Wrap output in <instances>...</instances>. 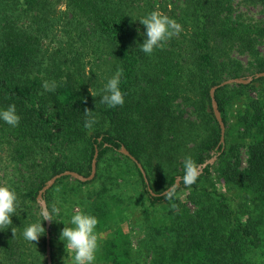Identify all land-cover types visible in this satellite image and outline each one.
<instances>
[{"label":"trees","instance_id":"1","mask_svg":"<svg viewBox=\"0 0 264 264\" xmlns=\"http://www.w3.org/2000/svg\"><path fill=\"white\" fill-rule=\"evenodd\" d=\"M120 1L0 0V107L14 103L20 115L16 127L0 122V183L10 184L18 194L12 225L0 231V264H47L50 231L46 220L42 221L45 233L38 239L40 255L22 236L24 226L39 218L38 192L64 171L88 177L95 149L96 167L106 155L117 154L140 177L148 207L171 208L160 233H169L167 245L155 252L156 264H264V95H250L253 85L249 83L229 90L226 85L214 93L226 127L225 144L224 105L235 101L236 144L245 147L247 156L243 168L237 160H226L232 147L228 151L222 145L217 148L220 129L209 96L210 89L224 78H240L243 70L230 58L232 49L255 57L254 74L264 72V58L256 51L264 41V0H241L260 7L262 19L254 24L235 15V0H163L162 11H167L169 2L167 15L181 25V31L150 55L137 46L144 32L134 23L137 12L126 4L116 6ZM62 5L64 9L58 11ZM86 57L107 68L100 88L119 71L125 93L122 105L109 108L92 95L98 89L91 91L85 84ZM44 80H55V91H45ZM181 84L190 87L194 98L193 103L186 95L182 100L191 102L188 105L208 125L213 123L189 157L202 165L209 157L206 153L217 154L221 160L217 175L235 186L236 203L223 193L197 188L201 178L210 176V164L191 184L184 181V163L179 173L171 175L177 169V153L170 152L164 153L171 175L167 184L155 192L149 188L158 195L174 186L177 177L181 180L167 194L151 196L136 164L119 152L121 147L126 149L142 166L149 183L153 153L183 134L181 112L173 110L181 97ZM89 117L96 120L91 130L84 128ZM75 152L83 154L77 161ZM84 183L74 179L72 188ZM189 187L184 199L196 207L191 213L176 195ZM90 212L98 219L97 231L105 236L98 259L104 264H130V241L120 227L125 211L97 199Z\"/></svg>","mask_w":264,"mask_h":264},{"label":"rangeland","instance_id":"2","mask_svg":"<svg viewBox=\"0 0 264 264\" xmlns=\"http://www.w3.org/2000/svg\"><path fill=\"white\" fill-rule=\"evenodd\" d=\"M115 4L116 6L119 4L124 6L126 4L133 7L131 10H133V12H137V18H134V23L137 28L141 30H144V26L139 23V17L152 10H159L167 15V12L171 8V4L168 2L166 3L167 11H162L161 7L164 6L163 0H150L148 4H146V0L136 3L123 0L115 2ZM63 9L64 7L62 5L58 11ZM234 9L235 15L238 16L240 20H245L247 23L254 24L262 19V13L260 12L261 9L258 6L244 3L241 0H235ZM55 18L56 17H54V20ZM169 42H171L170 39H168L165 44H168ZM256 51L258 57L264 58L263 40H261L256 46ZM230 58L239 62L241 65V70L243 71L239 75L240 78L246 79L254 76L253 65L255 63V57H252L247 52L232 49L230 51ZM85 63V84L87 88L91 91H93L94 88L99 90L101 83L105 78L107 68L105 65H100L99 62H93L89 57L85 58ZM183 66L187 68L186 61L183 63ZM228 79L231 78H224L221 82ZM258 79L259 78L253 79L249 83L253 85V88L249 90V93L252 96L264 95V81H258ZM233 85L236 84L227 85L228 90L231 89ZM180 87L181 97L175 101L173 110L175 112H181V120H183V134L179 136V140L176 136V138L169 141L172 143H163L158 151L153 153L150 164L151 169L149 171L151 172L149 173L151 180L148 183L153 192L160 190L161 187L166 185L167 180L171 175L181 171V166L184 163L185 158L189 157L194 152V148H197V144H199L203 137L209 135L208 128L213 124L210 123L208 125L203 118L194 113L195 110L192 105H188L194 101L193 95L189 92L190 87L185 84H181ZM185 95L186 97L189 96L192 101L188 103L183 101L182 99L186 98L184 97ZM234 103L235 101L231 99L224 105V116L226 117L228 128L227 143H224L225 145L223 144V150L228 151L229 148L232 147L233 153H230L226 160L231 161V163H234L237 160L243 168L245 167L247 156L245 147L241 146V144H236V126L234 125L236 105ZM192 123L195 125H191ZM166 152H170V154L173 155L177 153V169L172 172L171 175L168 174L170 169L169 164L164 161V153ZM74 154V159L76 161L83 156L81 152H75ZM207 155L209 157H206L205 162L210 160V176L201 178V180L197 183V188L221 194L223 193L227 197L234 198L236 203L235 186L226 183L217 175V170L221 164V160L218 159V155L211 152L205 154V156ZM144 162L147 164V161ZM194 167L196 171L200 169V165L194 164ZM0 175L2 176L3 173L1 172ZM8 176L11 177L10 174ZM61 178L47 190L48 193L43 200L45 208L50 209L53 205H55L58 209V214L53 217L54 220L48 221V230L50 231V234L48 235L50 260L51 257H53V263L51 260L50 264H72V253L65 249L64 243L59 240L60 230L64 226L63 223L67 224L69 217L74 211L81 209L90 211V207L97 199L102 201L108 200L111 204L115 205V209L120 208L125 211V219L120 227L127 233L130 241V264H156L155 257L157 253L155 252L167 245V235H169V233L165 235L162 234V236H160V233H162V229L167 226L164 225L163 222L170 217L171 208L169 206L164 207L163 209L148 207L147 196L142 188L141 179L129 162L120 158L117 154L110 153L106 155V157L101 160L96 167L94 177L90 181H86L85 183L83 182L84 185L79 186V188H72L74 178L68 176ZM160 184H162V186ZM190 189L191 187L183 188L176 195L182 199V204L191 213L196 210V207L192 202L184 199V195ZM110 197H114L115 200H109ZM97 233L99 237V248L97 250L94 264H104L98 259V254L105 236L102 232L97 231ZM157 235L159 237L152 239V237ZM32 243L34 252L40 255L41 243L39 240L33 241ZM44 259L46 260V255Z\"/></svg>","mask_w":264,"mask_h":264},{"label":"clouds","instance_id":"3","mask_svg":"<svg viewBox=\"0 0 264 264\" xmlns=\"http://www.w3.org/2000/svg\"><path fill=\"white\" fill-rule=\"evenodd\" d=\"M137 20V19H136ZM139 23L144 26L141 34L143 40L137 46L145 54H152L155 49L163 48L168 39L179 34L181 25L173 18L159 10H152L138 18ZM139 32V29H137ZM42 88L45 91H55L57 82L55 80H44ZM99 96V102L109 108L124 103L123 91L120 87V73L117 71L107 78L106 82L92 94ZM84 113L88 116L89 110ZM0 122L16 127L20 122V115L14 103L6 107H0ZM96 123L95 117H89L84 121V128L91 130ZM185 176L184 181L191 184L196 180V169L190 157L184 160ZM18 208V194L8 183H0V231L12 225L11 217L16 215ZM58 214V209L53 205L50 209L44 208L39 212V218L27 223L22 231L23 238L32 243L37 241L45 233L42 225L43 220L53 221ZM97 217L88 210L74 211L69 217L67 224L59 233V240L64 243L65 249L72 253V264H94L97 250L99 248V237L97 233ZM14 235V229L11 228ZM33 244V243H32Z\"/></svg>","mask_w":264,"mask_h":264},{"label":"water","instance_id":"4","mask_svg":"<svg viewBox=\"0 0 264 264\" xmlns=\"http://www.w3.org/2000/svg\"><path fill=\"white\" fill-rule=\"evenodd\" d=\"M256 78H264V72H260V73H256L254 74L253 77H248L246 79H243V78H231V79H228V80H225L223 82H220L218 85L216 86H213L210 91H209V96H210V103H211V108H212V112H213V115H214V118L216 120V122L218 123V126H219V129H220V138H219V144L217 146V148L224 144V133H225V126H224V123L222 121V118H221V115H220V112L218 111V108H217V103L215 101V98H214V93L216 91L217 88L219 87H223L225 85H229V84H248L250 83L253 79H256ZM119 152L121 154H123L124 156H127L132 162H134L138 168V170L140 171L141 175H142V178H143V181L144 183L146 184L147 186V190L149 191V193L151 194V196H158V195H164V194H167L169 191H171L176 185H178L179 181L181 180L179 177L175 180V184L174 186L168 188L166 191H164L162 194H155L151 191V189L149 188V185H148V181H147V178H146V175H145V172L142 168V166L126 151V149L124 147H121ZM97 153L98 151L95 149L94 151V155H93V158H92V161H91V171H90V174L88 177H83L81 175H79L78 173L76 172H72V171H64L62 173H59L57 175H54L53 177H51L48 181H46V183L42 186V188L39 190L38 192V195H37V198L40 202V205L42 207V209L45 208V204H44V201L42 199V195L49 189L52 187V185L58 180L60 179L61 177H65V176H68V177H72L78 181H81V182H86V181H90L93 177H94V174H95V170H96V157H97ZM210 163V160L203 163L202 165H200V169L196 171V174L199 175L201 172H202V168H204L207 164ZM196 175V176H197ZM46 230H48V220H46ZM45 251H46V260H47V264H50L51 263V260H50V255H49V252H50V249H49V236L46 235V247H45Z\"/></svg>","mask_w":264,"mask_h":264}]
</instances>
